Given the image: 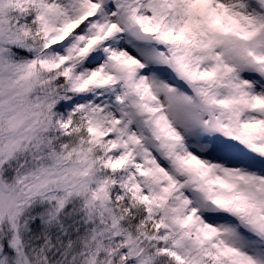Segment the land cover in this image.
Masks as SVG:
<instances>
[{"label": "snow or ice", "instance_id": "obj_1", "mask_svg": "<svg viewBox=\"0 0 264 264\" xmlns=\"http://www.w3.org/2000/svg\"><path fill=\"white\" fill-rule=\"evenodd\" d=\"M0 264H264V0H0Z\"/></svg>", "mask_w": 264, "mask_h": 264}]
</instances>
